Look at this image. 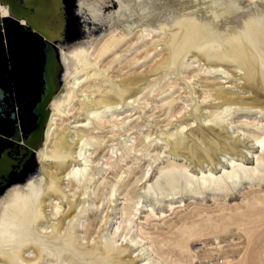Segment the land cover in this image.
<instances>
[{"label": "bare ground", "instance_id": "obj_1", "mask_svg": "<svg viewBox=\"0 0 264 264\" xmlns=\"http://www.w3.org/2000/svg\"><path fill=\"white\" fill-rule=\"evenodd\" d=\"M92 1L94 6L98 8L100 15L103 16L102 19L106 21L102 22L97 29L108 32L102 43L96 42L98 35L91 37L97 30L78 33V37L81 35L86 37L81 40H77V35L71 32L64 33V35L56 34L39 26L37 22L30 20L28 17L26 18V15L20 17L23 14L13 10L11 4L8 5L10 1L0 0V31H2L0 34V63L5 62L7 67L5 77L7 86L0 95V115L10 117L9 111L12 107L14 93H16L14 96L16 107L19 110H22L27 104L29 94H31V106H35L36 103L40 105L39 102H41L42 97L35 90L30 91L28 81L24 79L26 75L29 76L30 74L35 82V60L28 57V60L25 61L20 52L13 47L9 51L10 59L4 40L3 48V36L7 44L12 41L9 32V21L13 19L21 26L35 28L37 33H40L48 43L54 45L58 50V55L52 53V59L42 68L43 73L39 76L42 79L49 70L48 73L52 78V89L48 92L49 100L46 103V108L42 106V112L45 113L46 111L48 115V117L46 116L44 137L42 125V135L38 141L35 140L37 136L30 133L28 139L25 138L27 139L26 146L31 145L32 148H23L17 154V158L12 161L11 170H8L7 176L0 181V189L2 185L7 184L0 191V194H3L14 185L24 184L30 174L41 169L50 181L48 193L41 204L39 221L40 231L47 237L63 241L69 246L84 249L87 254V264H112L115 260L122 261L125 256L127 258L123 264H168L163 258L162 250V247H165L166 244L161 242L158 248H153L152 236L144 235L141 227L134 220L139 207L143 206L140 193L135 196L136 194L129 189L125 193L119 192L120 187L127 188L124 177L129 176L133 170H128L125 176L122 173L117 178L114 177L116 180L109 183L107 192L100 196L97 195L96 191L100 186L105 189V185L108 184L107 177L102 176L97 184L91 186L94 183L95 165L103 164L102 169L105 173L120 169V162L123 161L124 157H128L137 146L136 136L131 137V142L126 144L124 151L119 156L108 148L109 156L104 158L105 161L95 163L92 160L93 155L88 152L86 144L83 143L78 133L72 134L73 132L68 130L60 135L55 131V126H57L56 117L65 111L71 101L74 100L77 96L76 89H79L86 80V77L81 79L79 74L98 68L94 52H99L100 55L104 54L112 42L131 33L149 37L153 33L164 35L167 31L177 30L169 39L165 38L162 41L171 46L173 69L176 70L179 78L187 84L188 91L184 96L172 98L163 105L169 111L179 99L181 106L173 116L175 118L182 117L184 122L180 123L179 137L166 135L164 140L160 139L162 147H166L168 151L165 155L166 163L157 167L156 181L149 183L153 172H150L151 167L148 165L141 179L135 180L133 184L145 178L144 182L141 183V185H144L140 190H143L146 195L156 194L157 196V190L162 186H168L173 191L176 188L183 189L189 186L192 187L195 184L198 188L216 186L220 183L225 185L227 182L236 184L242 178L250 180L252 176L258 174H262V178H264V120H260V116H255L250 121H243L244 126L254 127L253 130L245 131L236 126V130L231 132L229 129H231L230 124L233 121L228 122L227 120L228 116L238 111L245 112V115H243L245 118H248L250 112H253L254 115L264 114V95L259 98L250 97L248 101L246 97L228 96L224 91H210V89L209 91L202 90V93L199 94V91L191 86L194 80L191 78L198 76V73L186 76L180 70L184 57L192 52L190 64L193 67H205L207 73H218L219 78H224L219 82L220 84L229 83L226 78L230 77L236 80L244 79L243 77L235 78L232 72L220 65L212 63L207 65L201 61V50L205 51L209 58H214L222 53L226 57L233 58L234 62L239 65L236 67L244 69V71L234 70V72H238L239 75L248 73L260 77L264 84V38H258L251 32L250 28L247 36L243 35L249 18L264 12V0H239V9L233 6V0H116L117 9L113 11L114 21L112 26L105 19L104 14L109 9L110 4L113 3V0H109L108 4L106 0ZM81 7L82 3L79 1L77 12H75L73 4L71 5V11L77 14ZM2 33L3 36H1ZM148 53L149 51L146 52V54ZM165 59L166 57L163 55L159 61L163 63ZM9 74H11L13 82L9 79ZM32 79L31 81H33ZM129 80L130 78L111 80L114 85V94L121 93L120 83L125 84L130 83L131 80L133 81V79ZM242 83L238 89L244 90L245 93L253 92V90H249L245 81ZM175 85L176 83L172 81L169 83L168 88H173ZM142 89L150 93L151 88ZM23 91L28 96L26 100ZM80 91L81 95L86 97L85 89ZM196 92L199 95L195 96ZM140 99V96L127 98L125 100L126 105L134 104ZM198 101L202 107V114L195 113L192 118V114L188 118H184L185 109L191 103H197ZM83 103L86 111V122L76 123L75 127H87L90 124L91 117H96L98 109L101 107L111 112V118L106 119L105 122L111 123L113 126L125 124L129 119V117H118L117 111L123 105L122 101L116 100L113 96L103 95L101 98L91 100L92 105L86 102ZM147 105L145 104V106ZM100 128H103V126L100 125ZM192 128H198L192 132L193 140L196 143L206 147L205 142H208L209 147H206L208 151L206 155L197 151L192 156L186 155L188 134L185 135V133ZM203 128H210L222 135L224 140L216 139L208 133H201ZM0 134L7 136V132L1 128ZM161 134L164 135V133ZM233 134H236L234 136L236 140L232 141ZM58 135L60 136L58 137ZM19 136L20 142H22L24 137L21 134ZM123 140L127 141L126 139ZM156 140L150 133L143 134L139 145L145 144L146 147H144V150L141 147L137 152L140 151L142 155V152L148 150ZM51 143L52 148L49 147ZM235 155L240 157L241 160L234 158ZM150 158L156 161L159 158V153L151 155ZM249 158L253 160L250 172L247 171L249 166H246L243 162V159ZM65 161L69 162L68 172L62 169ZM210 164L212 165L210 166ZM218 166H220V175H217L218 172L215 171ZM69 186H73V189ZM89 190L93 198L98 199V203L101 204L96 205L97 209L104 202L106 203V209L100 219L99 228L109 222V211H113L117 195H124L122 197L123 201L120 203L121 206L118 207V220L112 230L101 236L98 233V235L92 237L90 244L84 245L81 242L84 237H81L80 241L79 238H76V228L79 226L84 227L80 218L86 212L85 203L89 197ZM63 199L69 201L67 208H64L61 204ZM70 203L74 207L73 210ZM147 210L151 213L145 215L146 219L157 216L153 206L147 205ZM76 240H78L77 243ZM43 256L44 254L37 248H32V251L23 250L18 254L16 264H36ZM0 264H9V261L6 258L0 259ZM45 264L52 263L47 260Z\"/></svg>", "mask_w": 264, "mask_h": 264}, {"label": "rangeland", "instance_id": "obj_2", "mask_svg": "<svg viewBox=\"0 0 264 264\" xmlns=\"http://www.w3.org/2000/svg\"><path fill=\"white\" fill-rule=\"evenodd\" d=\"M8 1H10L8 5L11 4L13 10L23 14L20 17L26 15V18L28 17L30 20L37 22L39 26L47 28L56 34L74 33L77 35V40L86 38L82 35L78 37V33L96 31L102 22H106L102 19L103 16L100 15L98 8L94 6L92 0ZM79 1L82 3V7L75 14L71 11V5L73 4L75 12H77ZM108 2L109 0H106L107 4ZM115 4H117V1L115 0L114 2L113 0V3L110 4L109 9L104 14L105 19L109 21L111 26L114 21L113 11L117 9ZM176 31L170 30L164 35L153 33L149 37L138 33H131L112 42L104 54L100 55L99 52H94L98 68H93L88 72H81L79 74L81 79L86 77V80L81 84L79 89H76L77 96L74 100L71 101L65 111L56 117L57 126H55V131L60 135L68 130L72 131V134L78 133L83 143L86 144L88 152H91V155H93L92 160L95 163L97 161H100V163L105 161L104 158L109 156L108 148L112 149L119 156L124 151L126 144L131 142V137L136 136L137 146L128 157H124L123 161L120 162V169H116V171L111 173H105L104 169H102L103 164L95 165L96 169L93 173L94 183L91 186L93 187L97 184L102 179V176L107 177L108 184L105 185V189L100 186L96 191L97 195L100 196L104 192H107L109 183L114 182L115 178L122 173L125 176L128 170H133L129 176L124 177L127 188L124 186L120 187L119 192L125 193L129 189L136 194L135 196H138V193H140L143 206L139 207L134 220L141 227L144 235L152 236L153 248H158L161 242L166 244L165 247H162L163 258L166 263L264 264V178H262V174L252 176L250 180L242 178L236 184L227 182L225 185L220 183L216 186L203 188H198L195 184L192 187L176 188L172 191L168 186H162L157 190V196L156 194L146 195L143 190H140L144 185H141V183L144 182L145 178L133 184L135 180L141 179L148 165L151 167L150 172H153L149 183L156 181L157 167L166 163L165 155L168 151L166 147H162L160 139L164 140L166 135L179 137L180 123L184 122L182 117L175 118L173 116L181 106L179 99L169 111L163 105L172 98L184 96L188 91L187 84L179 78L176 70L173 69L171 46L162 41L165 38L169 39ZM9 32L12 39L9 44L6 43L3 33L1 35L3 36V48L5 43L8 53L13 47L20 52L25 61L28 60V57H32L35 60V82L30 77V74L29 76L26 75L24 79H27L30 91L35 90L42 97L41 102H39L40 105L36 103L38 107L36 105L31 106V94H29V100L25 101L27 104H25L22 110H19L16 107L14 97L16 93H14L12 107L9 111L10 117L0 115V128L7 132V136L0 134V181L7 176L8 170H11L12 161L17 158L20 150L32 148L31 145L26 146L28 136L30 134L37 136L35 138L36 141L41 138L42 125L44 137L45 123L48 115L46 111L45 113L42 112V106L46 108V103L49 100L50 96H48V92L52 89V78L48 73L49 70H47V74L42 79L39 76L43 73L42 68L52 59V53L58 55L57 48L48 43L40 33H37L35 28L21 26L18 22L11 19L9 21ZM107 33L104 30H97L91 37L98 35L96 42L102 43ZM147 51H149L148 54H146ZM194 51L196 52V50ZM163 55L166 59L161 63L159 60ZM9 57L11 59L10 53ZM191 57L192 52H189L184 57L180 70L186 76L198 73V76L191 78L194 79L191 86L195 87L199 91V94L200 92L202 93V90L209 91L210 89V91H224L228 96L246 97L248 101L250 97L259 98L264 95V84L260 77L248 73L239 75L238 72H234V70L244 71V69L236 67L239 65L234 62L233 58L226 57L222 53L216 55L214 58H209L206 52L201 50L202 62L207 65L210 63L220 65L232 72L235 78H244L236 80L230 77L226 78V81L229 80V83L220 84L219 82L224 78H219L218 73L205 72V67H193L190 64ZM188 63L189 65H187ZM9 75V79L12 81V76L11 74ZM127 78L133 79V81L129 80L130 83L125 84L120 83L121 93L114 94V85L111 80H126ZM172 81L176 83L175 87L168 88L169 83ZM243 81L246 82L249 90H253V92L245 93L244 90L238 89L243 84ZM146 87L151 88L150 93L142 89ZM81 89H85L86 97L81 95ZM182 91L183 93H181ZM23 94L25 100L26 98L28 99L25 91H23ZM199 94L196 92L195 96ZM103 95L113 96L116 100L122 101L123 106L117 111V115L119 118L129 117L125 124L113 126L111 123L105 122L112 115L110 111L101 107L98 109L96 117H91L90 124L87 127H75L76 123L86 122V111L83 102L91 104V100L101 98ZM248 95L249 97L247 98ZM136 96H140L141 99L134 104L126 105L125 100L127 98ZM145 104L148 105L145 106ZM201 108L199 101L191 103L185 109L184 118H188L191 114L192 118L195 113L201 115ZM243 115H245V112L238 111L227 117L228 122L233 121L230 124L232 126L229 129L230 132L236 130V126L241 127L245 131L253 130L254 127L244 126L243 121H250L255 116H260L259 119L264 120V114L254 115L253 112H250L248 113V118H245ZM100 125L103 128H100ZM196 129L198 128H192L185 133V135L188 134L186 155L192 156L196 151L206 155L208 152L206 149V147H209L208 142H205V147V145H199L193 140L192 132ZM145 133H150L157 140L153 142L148 150L143 151L141 155V152L137 151L141 147L142 150L146 147L145 144L139 145V141L142 140V135ZM161 133H164V135ZM201 133H208L210 136L216 137V139L224 140L222 135H219L210 128H203ZM20 134L24 137L22 142H20ZM235 135L233 134L232 141L236 140ZM51 146L52 143L49 144V147ZM157 152L159 153V158L154 161L150 157ZM234 158L239 159V161L241 160L236 155ZM243 162L246 166H249L247 171L250 172L253 160L250 158L243 159ZM69 168V162L65 161L62 169L68 172ZM216 168L217 175H220V166ZM6 185V183L2 185L0 191ZM69 187L73 189V186ZM123 195H117V200L114 202L116 205L113 207V211H109V222L99 228L100 219L106 209V203L104 202L97 209L96 205L99 206L101 204L98 203V199L93 198L89 190V197L85 203L86 212L80 218L84 227L79 226L76 228V238H79L80 241V238L84 237V240L81 242L87 245L92 242V237H95L98 233L101 236L111 231L118 220V207L121 206L120 203L123 201ZM68 203L67 199H63L61 204L64 208H67ZM147 205L154 207V212L157 213L156 217L145 218L146 214L151 213L149 210L146 211ZM70 206L73 210L72 203H70ZM25 250L32 251V248H26ZM24 254L26 255V253ZM126 258L127 256L123 257L122 261L115 260L112 264H123ZM47 260L51 261L50 258L44 255L39 263L36 264H45ZM51 263L53 264L52 261Z\"/></svg>", "mask_w": 264, "mask_h": 264}, {"label": "clouds", "instance_id": "obj_3", "mask_svg": "<svg viewBox=\"0 0 264 264\" xmlns=\"http://www.w3.org/2000/svg\"><path fill=\"white\" fill-rule=\"evenodd\" d=\"M233 6L239 9V0H233ZM249 28L258 38H264V12L249 18L245 37ZM49 183L48 177L38 169L24 184L14 185L0 194V259L16 264L18 254L31 247L47 255L53 264H87L84 249L49 238L40 231L41 204Z\"/></svg>", "mask_w": 264, "mask_h": 264}, {"label": "water", "instance_id": "obj_4", "mask_svg": "<svg viewBox=\"0 0 264 264\" xmlns=\"http://www.w3.org/2000/svg\"><path fill=\"white\" fill-rule=\"evenodd\" d=\"M6 64L5 62L0 63V95L5 91L6 89ZM6 80V81H5ZM10 86V85H9Z\"/></svg>", "mask_w": 264, "mask_h": 264}, {"label": "built area", "instance_id": "obj_5", "mask_svg": "<svg viewBox=\"0 0 264 264\" xmlns=\"http://www.w3.org/2000/svg\"><path fill=\"white\" fill-rule=\"evenodd\" d=\"M203 247V246H202ZM204 262V261H203ZM204 264H207V262H204Z\"/></svg>", "mask_w": 264, "mask_h": 264}]
</instances>
